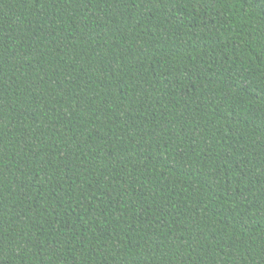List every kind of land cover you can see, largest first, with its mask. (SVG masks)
<instances>
[{"label":"trees","instance_id":"trees-1","mask_svg":"<svg viewBox=\"0 0 264 264\" xmlns=\"http://www.w3.org/2000/svg\"><path fill=\"white\" fill-rule=\"evenodd\" d=\"M0 264H264V0H0Z\"/></svg>","mask_w":264,"mask_h":264}]
</instances>
